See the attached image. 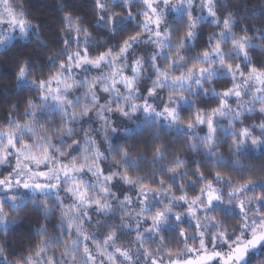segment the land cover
Listing matches in <instances>:
<instances>
[{"label":"trees","instance_id":"1","mask_svg":"<svg viewBox=\"0 0 264 264\" xmlns=\"http://www.w3.org/2000/svg\"><path fill=\"white\" fill-rule=\"evenodd\" d=\"M8 5L30 30L15 33L0 46V130L23 129L21 139L44 142L49 152L59 154L61 163L70 159L80 163L81 148L89 152L88 158L96 151L106 188L116 201L133 193L130 184L193 199L207 183L223 179L233 185H255L250 194L260 201L257 212L264 216V108L241 113L228 130L216 127L214 140L207 143L188 129L156 120L124 123L104 141L97 133L100 121L93 114L97 100L85 81L76 87L78 96L70 117H66L69 109L45 105L40 85L74 66L77 54L95 60L126 53L131 61H147L148 44L132 42L145 35L142 0H8ZM210 9L212 19L197 11L165 17L170 44L162 64L170 66L181 56L186 70L217 67L203 56L218 44L226 65L242 74L264 73V0H212ZM225 27L229 39L221 38ZM129 42L133 44L127 47ZM243 42L247 43L244 53L236 54L233 46ZM64 80L69 83L74 78ZM234 83L230 75L220 74L199 87L182 89L187 102L178 107V125H193L219 108L220 94ZM243 132L259 140L242 144ZM85 136L96 144H86ZM3 211L7 223L0 225V264H110L97 256L98 248L104 242L130 248L134 240L128 211L114 202L104 212L88 211L90 218L82 227L87 234L84 246L72 245L74 229H67L55 194L27 195L16 204L6 203ZM208 214L218 228L215 231L226 233L229 239L239 233L242 217L236 210L214 206ZM186 243H196L193 224L182 221L165 227L143 242V251L131 264H144L160 253H178ZM111 261L118 264L116 259ZM242 264H264V243Z\"/></svg>","mask_w":264,"mask_h":264},{"label":"rangeland","instance_id":"2","mask_svg":"<svg viewBox=\"0 0 264 264\" xmlns=\"http://www.w3.org/2000/svg\"><path fill=\"white\" fill-rule=\"evenodd\" d=\"M101 1L98 0L99 3ZM142 1L146 12L143 21L145 35L141 39L134 38L132 42L148 44L147 61H131L126 53L116 58L102 56L95 60L77 54L74 66L40 85L46 106L69 109L66 117H70L73 101L78 96L76 87L85 81L90 83L91 93L97 100L93 114L100 121L97 133L104 141L107 134L114 135L124 123L139 125L145 120H156L175 128L188 129L207 143L214 140L216 127L228 130L241 113L264 108V73L251 70L242 74L239 69L226 65L222 61L223 50L218 44L203 56L205 61L215 62L217 67L212 64L207 68L186 70L181 56L170 66L162 64L170 44L165 17L183 11H197L204 18L212 19V0ZM29 30L20 15L8 5V0H0V46L15 33L23 35ZM221 38H230L227 27ZM132 42L127 43V47ZM246 45V42L234 45L233 51L243 54ZM220 74L230 75L235 82L231 89L220 94L221 106L196 119L193 125H178V107L187 102L181 90L199 87L204 80ZM67 77L74 80L66 83L64 79ZM19 130H0V225L7 223L3 211L6 203L16 204L27 195L55 194L63 209L67 229H74L73 246L85 245L87 234L83 233L82 227L90 218L87 215L90 209L104 212L114 202L128 211L135 233L132 246L123 249L104 242L102 249L98 248L97 256L104 257L110 264L115 262L112 259H116L118 264L133 263L149 236L155 237L165 227L182 221L195 226L196 243H186L175 254L160 253L144 264H242L249 253L256 252L264 243V216L257 212L260 201L250 194L255 185H233L219 179L207 183L201 194L191 199L186 195L174 197L165 191H149L130 184L133 193H128L122 201H116L115 194L106 188L107 178L99 170L96 151L88 158L89 152L85 154L80 146V163L76 164L72 159L61 163L55 150L49 152L42 141L21 139L23 129ZM246 140L255 142L259 138L243 132L240 142L243 144ZM85 142L96 144L93 138L88 137ZM4 171L6 173L3 174ZM214 206L236 210L242 217L240 231L233 238L215 231L218 228L208 214ZM183 238L186 240L187 236L183 235Z\"/></svg>","mask_w":264,"mask_h":264}]
</instances>
